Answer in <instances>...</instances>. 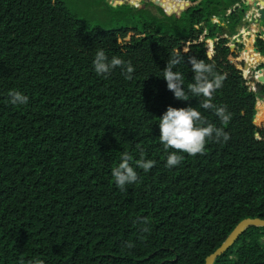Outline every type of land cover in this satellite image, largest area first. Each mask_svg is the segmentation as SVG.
Segmentation results:
<instances>
[{
    "label": "trees",
    "instance_id": "1",
    "mask_svg": "<svg viewBox=\"0 0 264 264\" xmlns=\"http://www.w3.org/2000/svg\"><path fill=\"white\" fill-rule=\"evenodd\" d=\"M256 1L83 0L104 15L81 16L68 0H0V264H204L240 220L264 218V106L255 115L241 67L264 83V66L251 71L264 63V17L251 46L229 44ZM100 49L130 62L132 78L97 75ZM177 50L185 89L190 56L226 76L212 103L227 123L200 108L204 97L167 89ZM11 91L28 103H10ZM168 106L195 107L230 139L167 167L174 150L158 124ZM122 152L138 174L126 191L112 176ZM141 156L156 162L150 171L135 166ZM263 236L247 227L212 264H264Z\"/></svg>",
    "mask_w": 264,
    "mask_h": 264
},
{
    "label": "clouds",
    "instance_id": "2",
    "mask_svg": "<svg viewBox=\"0 0 264 264\" xmlns=\"http://www.w3.org/2000/svg\"><path fill=\"white\" fill-rule=\"evenodd\" d=\"M183 51L187 52L186 49ZM183 60L181 51L177 50L166 62V67L162 72L163 79L167 83V89L178 100L187 101L191 97H204L200 103V108L213 110L223 123H227L231 119V114L228 113L226 107H217L212 103L213 93L223 86L226 76L214 73V65L205 63L204 59L190 56L188 63L191 65V71L194 75L192 82L185 89V75L179 71H174L177 65L183 64ZM93 66L97 75L107 76L116 68H120L125 79H131L134 72L130 62H125L116 56L109 60L103 49L96 51ZM9 96L10 103L14 105H24L29 101V98L19 91H11ZM158 125L160 142L166 150H174L167 155L166 166L169 168L180 164L183 160V157L177 154L178 152L195 156L204 153L205 145L209 139H214L218 143L227 142L230 139L229 134L224 129L209 123L202 116L201 111L191 106L184 108L168 106L160 117ZM132 162V155L122 152L120 163L112 170L115 184L121 191H126V185L133 184L138 179V174L132 166ZM155 163L154 160H146L141 156L140 159L135 161V166L144 172H148L155 166ZM142 223L145 225L142 231H148L147 221H142ZM125 246L131 248L133 244L129 242ZM36 264H43V261H37Z\"/></svg>",
    "mask_w": 264,
    "mask_h": 264
},
{
    "label": "rangeland",
    "instance_id": "3",
    "mask_svg": "<svg viewBox=\"0 0 264 264\" xmlns=\"http://www.w3.org/2000/svg\"><path fill=\"white\" fill-rule=\"evenodd\" d=\"M142 2V1H141ZM148 3V2H147ZM68 5L73 9V10H75V11H77L81 16H86V14H91V15H93V14H96V12L97 13H100V14H103L104 15V13L102 12V11H100V9L98 10V9H95L96 10V12H94V10L93 9H88L85 5H84V3H83V0H68ZM148 8L152 11V12H154L155 13V9H154V7L152 6V5H148ZM250 8V7H249ZM247 11H248V9H247ZM246 11V12H247ZM246 14V13H245ZM89 22L90 23H95V22H98L96 19H94V18H91L90 20H89ZM254 37H255V35H254ZM253 37V38H254ZM236 33L235 34H233L231 37H230V41H229V44H230V46L232 47V49H235L236 51H238V49H236L235 48V46L234 45H236V44H239V42L236 40ZM247 39H248V37H247ZM246 39V40H247ZM245 40V41H246ZM207 46L209 47V49H211V40H207ZM243 47H246V46H244L243 45ZM237 54H239V55H241L242 56V51H239V53H237ZM259 61H260V58H259ZM264 66V63H262V62H255V63H253L252 64V68H251V70L255 73L256 71H258L261 67H263ZM242 67V73H243V75H244V66L242 65L241 66ZM246 79L248 80V83L250 84V86L254 89V91H255V93H256V103H255V110H256V112H255V115L257 114V112L259 111V106L260 105H262V106H264V93L263 92H261V85H264V84H262V83H260V82H256L254 79H252V77H248V76H246ZM255 125H257V123L255 124ZM263 239H264V236H263Z\"/></svg>",
    "mask_w": 264,
    "mask_h": 264
},
{
    "label": "crops",
    "instance_id": "4",
    "mask_svg": "<svg viewBox=\"0 0 264 264\" xmlns=\"http://www.w3.org/2000/svg\"><path fill=\"white\" fill-rule=\"evenodd\" d=\"M249 7L250 8H248V11L241 19V25L238 27V31L236 32V37H237L236 40L239 42V44H242L244 46H251L253 43V39H254L253 37L255 33L259 31L258 20L261 19L264 13V0L263 2H261V0H258L256 1V3L250 4ZM254 13L256 14L258 13L259 16L254 18L253 17ZM248 40H250V43ZM256 53H258L260 56H264L261 55L259 52ZM260 62H262L261 57H260Z\"/></svg>",
    "mask_w": 264,
    "mask_h": 264
},
{
    "label": "water",
    "instance_id": "5",
    "mask_svg": "<svg viewBox=\"0 0 264 264\" xmlns=\"http://www.w3.org/2000/svg\"><path fill=\"white\" fill-rule=\"evenodd\" d=\"M145 2H155L156 0H143ZM263 2V0H261ZM264 17V13L261 18ZM212 45V43H211ZM252 71V70H251ZM253 73V71H252ZM244 78H246L247 75H243ZM256 82H260L264 84L263 82L256 80ZM249 226L254 227H264V218L260 217H247L242 220H240L235 227L232 229L230 234L227 236V238L209 255L206 256L204 264H212L213 261L223 253L227 251L229 247L232 246V244L235 242V240L239 237V235Z\"/></svg>",
    "mask_w": 264,
    "mask_h": 264
},
{
    "label": "built area",
    "instance_id": "6",
    "mask_svg": "<svg viewBox=\"0 0 264 264\" xmlns=\"http://www.w3.org/2000/svg\"><path fill=\"white\" fill-rule=\"evenodd\" d=\"M258 16H259V14H258V13H257V14H256V13H254V14H253V17H254V18H256V17H258ZM255 34H256V33H255Z\"/></svg>",
    "mask_w": 264,
    "mask_h": 264
},
{
    "label": "bare ground",
    "instance_id": "7",
    "mask_svg": "<svg viewBox=\"0 0 264 264\" xmlns=\"http://www.w3.org/2000/svg\"><path fill=\"white\" fill-rule=\"evenodd\" d=\"M260 61H258V63H259Z\"/></svg>",
    "mask_w": 264,
    "mask_h": 264
}]
</instances>
